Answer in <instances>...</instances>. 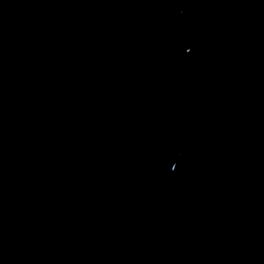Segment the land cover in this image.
Returning <instances> with one entry per match:
<instances>
[{
  "label": "rangeland",
  "instance_id": "rangeland-1",
  "mask_svg": "<svg viewBox=\"0 0 264 264\" xmlns=\"http://www.w3.org/2000/svg\"><path fill=\"white\" fill-rule=\"evenodd\" d=\"M159 256L264 264V0H0V264Z\"/></svg>",
  "mask_w": 264,
  "mask_h": 264
},
{
  "label": "bare ground",
  "instance_id": "bare-ground-1",
  "mask_svg": "<svg viewBox=\"0 0 264 264\" xmlns=\"http://www.w3.org/2000/svg\"><path fill=\"white\" fill-rule=\"evenodd\" d=\"M87 53H89V54H91V55H94V54H96L97 52H95V51H87ZM166 72H169V74L171 75V77H172V71L170 72V69L168 68L167 70H166ZM165 72V73H166ZM121 84L123 83V82H120ZM140 96L141 97H144V96H142V93L139 91L138 93H134L133 95H131L130 96V98H129V101H131L132 100V98H133V100L134 99H136L137 97V99H139L140 98ZM136 99V100H137ZM136 100H135V102H136ZM201 112H203L204 114L205 113H207L208 112V101H207V99L203 96V103H202V105H201V110H200ZM134 128V127H133ZM137 127H135V129H136Z\"/></svg>",
  "mask_w": 264,
  "mask_h": 264
}]
</instances>
